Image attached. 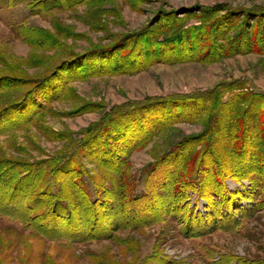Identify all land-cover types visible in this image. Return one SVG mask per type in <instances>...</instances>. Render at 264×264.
Returning a JSON list of instances; mask_svg holds the SVG:
<instances>
[{
    "label": "rangeland",
    "instance_id": "1",
    "mask_svg": "<svg viewBox=\"0 0 264 264\" xmlns=\"http://www.w3.org/2000/svg\"><path fill=\"white\" fill-rule=\"evenodd\" d=\"M52 1L58 0H0V110L8 106L0 114V126L8 124V130L0 132V160L15 164L0 175V264H264V176L257 183L259 176L256 181L245 174L248 164L264 170V155L252 154L261 151L255 142L264 126L263 110L258 112L255 100L249 104V99H239L264 94V0H84L70 8L42 9ZM186 53L187 58L179 57ZM150 59L155 60L134 71ZM219 89L223 106L215 104L211 112L197 117V101L173 97L209 95L214 90L216 94ZM153 97L174 99L173 105L169 110L163 105L144 109L140 116L128 114L127 126H121L125 132L115 138L111 129L102 150L125 153L124 147L135 139L133 133L139 137L151 123L173 117L129 154L134 192H144L148 181L163 184L160 171L169 159L151 170L162 156L164 160L175 147L176 154L202 151L203 143L187 151L185 143L179 145L197 141L207 126L217 131L219 143L226 144L214 146L225 159L236 144L237 156H231L229 165L240 160L233 168L244 171L241 177L225 176L222 186L228 195L237 191L239 196L228 207L215 205L216 230L186 236L180 224L166 218L139 229H107L111 237L72 242L75 234L60 236L66 234L65 223L52 217L35 222L48 230L57 223L59 236L43 235L22 221L21 214L41 216L53 199H44L30 213L25 207L35 195L19 200V193H11L12 184L29 169L27 164L49 157L71 152L90 198L107 199L104 189L113 188L114 175L85 153L93 143L78 151L77 144L103 126L98 123L106 113ZM207 104L212 105L211 100ZM233 107L249 111L234 121ZM18 121L24 122L9 129ZM69 186L50 184L64 204L75 206ZM188 193L194 213L204 216L211 211L195 191ZM121 208L124 212L125 205Z\"/></svg>",
    "mask_w": 264,
    "mask_h": 264
},
{
    "label": "trees",
    "instance_id": "2",
    "mask_svg": "<svg viewBox=\"0 0 264 264\" xmlns=\"http://www.w3.org/2000/svg\"><path fill=\"white\" fill-rule=\"evenodd\" d=\"M80 3H84V0H58L52 1L49 4L46 3V5L44 4L42 9H65L78 5ZM146 41L149 42V40ZM186 55L187 53L179 57H183L184 59L187 58ZM154 60L155 59L147 60L143 65H140L138 68H136V70L134 69V71L145 68ZM88 75L89 74L85 73L83 76ZM222 90L223 89L217 90L216 94L213 93L215 91L214 90L212 92L210 91L211 93H209V95L201 93L197 94L196 96L175 94L173 97L197 101L199 104L194 109L196 116H193L197 117L198 113L201 114L200 112H204L205 110L211 112L215 104L219 105L220 108L221 106H223L222 104H219ZM239 99H242L240 102L249 99V104H251L253 100H255L259 104L258 112H261L263 110L261 112L263 116L260 117V121H264V94H256L253 95L252 98H249L247 96H240ZM209 100H211L212 105L207 104ZM172 101H174V99H162L159 97H153V99L148 98L146 101L129 103L127 104V106L123 107L121 111L112 110L111 112L105 114L102 122L98 123V125H103L99 130L95 131L93 134H90L91 136L88 139L84 138L81 140V143L78 142L77 151L80 146H87L89 142L93 143L91 144L93 146H90V148L88 147L87 152L85 153L87 155H91L101 165H103L104 167L106 166V168L110 169L111 174L114 175L112 183L113 188H109L107 190L104 189V192L107 193V199L90 198L87 189L83 187L80 178H78L79 171L77 170V166H75L73 162L71 152L58 155L56 157L42 159L36 161L33 164H27L29 165V169L26 170L23 175L19 176L16 182L12 180L10 181V184L14 182L12 184L13 189L11 193H19V200H24L28 193L29 195H35V197L31 199V201L27 203L25 207L27 211H31L30 213H32L34 208L37 209L39 206H41L44 199L51 198L53 199V201L51 200L52 205L50 208L41 212V216L29 213L26 215L21 214L22 218L21 215L20 218L22 219V221H24L28 226L39 228V231L43 235H47L49 233L59 236L60 234H62V232L60 231V228L57 227V223L53 227H51L52 230H48L43 228L44 226H42V224H38L37 221L35 222L36 218H40L41 221H47V217H52V220L56 219V222L61 221L65 223L64 231H66V234H62L60 236H66L67 232H69L71 235L73 233L75 234V236L72 235L73 238L69 239L72 240V242H80L86 239L97 240L101 238L111 237V234H106L107 229H109V232H111V230H118L123 228L139 229L143 226L159 221H167L166 218L180 224V231L186 236H193L195 231L196 233H199L208 231L210 229L216 230L217 227L215 228V226H218L219 222L217 219L218 217L215 215V205L221 203L223 204L222 207H228L230 206V204L235 202L236 199L234 198H236V196H239V193L237 191H235L234 194L228 195V193L223 190L222 186V179L225 176L241 177L242 175L240 173L241 171H244V169L242 170V168H233L234 165L236 167L240 166V160L236 161L235 164L229 165L231 163V160L234 159L231 156H237L235 154V151L237 150L236 144H231L232 148L234 149V153L231 154V156L225 154V159V157L221 155L220 149L219 152L215 151L216 148H214V146L217 145V147L223 148L226 147V144L219 143L220 138L217 139V131L210 126H207L205 130L199 134L197 141H191L190 143H188V141L181 142L182 144H180L179 147L184 145L185 143L184 149L186 151L187 149L189 150L192 147L200 146L202 145V143L204 146L201 149L202 151L196 150L194 152H187V154L185 153L186 155L183 152L180 154H176L178 147H175L172 152L164 156V160L162 159L163 156L159 160H157V162L151 169L153 172L159 169L157 165L163 163L162 161H165L167 159H169L170 161L168 166L167 164H165L166 169L165 167L163 168L164 172L160 171L161 176L165 178L164 182H162L163 184L161 185L159 181V183L156 185L157 187H161L163 189L162 194L157 192L158 188L149 183L148 180L147 187L144 192H134V180L132 178H129L128 173V157L131 151L135 150L137 147L142 146L152 137V135L156 131H158L159 129H163L169 123L173 122V117L165 116L167 117L165 120L160 119L158 122L151 123L150 126H148L142 132V134L139 135V137H135L133 133L132 136L133 139H135H132L133 141L131 140L132 143L130 145L128 144L126 147H124L126 149L125 153L114 152V154L111 150H102V148L104 149V144H102L103 139L105 137H108L111 129L114 132L115 138H120L121 134L125 132L124 129L127 126L124 123L126 119L124 118L125 116L132 113L137 116L139 115L141 110L144 111V109H147L146 111H148L150 108L161 107V105H163L162 107L169 110V107L173 105ZM7 108L8 106L2 108L0 110V114L5 112ZM220 108L219 110H222ZM248 108L249 107H247L246 109H237L236 107H233L230 112L236 113L237 118L234 121H237L247 115V112L249 111ZM108 121L109 123L107 124ZM131 121H133V119H131ZM263 121L260 123H263ZM23 122L24 121H18L16 123L12 122V127H10L9 129L18 127ZM122 125H124L123 130H121ZM6 126H8V124L1 125L0 132L8 130ZM133 129L134 128H131V130ZM243 129L242 132L244 131ZM256 137L258 139L255 142V146L258 150L260 149L261 151L253 152L252 154H258V157H260L264 155V153H262V151L264 152L263 125L259 128ZM80 151L81 149L79 150V152ZM187 155L189 156V158H185V156ZM179 158L180 160H178ZM241 159L244 160L248 158L245 157ZM0 161H2L1 163H3L2 165L4 167L2 168V170H0V175L5 174L7 173V171H9V168L7 169L8 166L13 167L12 165H15L12 161L7 159H3ZM164 163L167 162L165 161ZM19 165L25 164L21 163ZM254 165L256 164H248L249 167L246 168L245 174L249 173V178H255L256 181L257 177L259 176L257 181V183H259L260 179H262L261 177L264 176V170L260 169V165H257L258 170H255L256 166L254 167V169H252V166ZM149 174L150 173H148V176ZM22 180H25L26 182H23ZM57 182H61L63 184L68 183V185H70V191L75 196V206L73 204H71V206L64 204L62 202V198H60L61 196L59 195V192L52 191L50 184ZM189 190L195 191L199 197L205 199V201L208 202L211 211H207L204 216L198 212L194 213V209L189 208ZM242 194L245 195L244 192ZM213 196L216 197L214 198V200L211 199ZM113 199H116L120 203L119 210L117 209L118 207L115 208V205H118V202H113ZM121 204L125 205V208L123 210L124 212H122ZM258 206L260 205L258 204ZM258 206L257 210H260L261 208L258 209ZM234 210H238L237 206L234 207ZM231 214L235 215L234 212ZM226 219L227 221L232 220L230 216L226 217ZM89 220L91 221L90 227L87 229L85 228V222ZM79 221H81L82 224L81 222L79 223ZM232 221L234 222L235 220ZM68 225H70L71 230L67 229ZM196 225H202V227L198 228Z\"/></svg>",
    "mask_w": 264,
    "mask_h": 264
}]
</instances>
